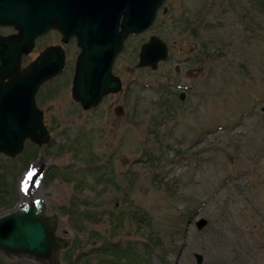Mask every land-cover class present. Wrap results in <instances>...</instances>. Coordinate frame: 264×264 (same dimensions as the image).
Instances as JSON below:
<instances>
[{"label": "rangeland", "instance_id": "obj_1", "mask_svg": "<svg viewBox=\"0 0 264 264\" xmlns=\"http://www.w3.org/2000/svg\"><path fill=\"white\" fill-rule=\"evenodd\" d=\"M147 33L168 56L136 66L146 37H129L122 86L87 109L70 96L67 45L35 95L48 141L0 153V213L26 190L43 198L69 238L59 264H264V0H163ZM41 163L30 187L22 173ZM0 264L39 263L0 251Z\"/></svg>", "mask_w": 264, "mask_h": 264}, {"label": "water", "instance_id": "obj_2", "mask_svg": "<svg viewBox=\"0 0 264 264\" xmlns=\"http://www.w3.org/2000/svg\"><path fill=\"white\" fill-rule=\"evenodd\" d=\"M162 1L92 0L73 9L78 20L83 21L78 25L107 27L93 31L99 34H116L117 19L121 15L119 37H75L79 51L70 96L82 109L95 106L103 95L120 89L119 77L111 72L113 57L122 48L127 33L140 32L151 25ZM23 3L25 0H0V23H12L18 29L14 37H0V153L7 156L19 153L25 139L36 144L48 141L49 130L42 109L35 102V93L43 81L61 70L64 59L62 47L50 44L20 67L21 54L30 51L35 38L30 34L24 37V11L34 13L36 10L23 8ZM53 10L57 12L56 8L44 6V13ZM50 26L54 23H46L45 18L40 32ZM67 38L61 37V40ZM166 57L165 42L152 36L141 43L137 65L155 68L157 62ZM260 109L264 114V103ZM113 111L123 113L120 104L115 105ZM42 171V163L30 166L26 171L29 181L36 183ZM27 194L29 199H20L12 209L0 213V251L9 257L25 255L39 264H59V252L68 245L69 238L55 233L57 215L47 211L45 200L33 197L29 191ZM205 222L204 217H198L195 225L199 228ZM195 258L200 261V254L195 253Z\"/></svg>", "mask_w": 264, "mask_h": 264}, {"label": "flooded vegetation", "instance_id": "obj_3", "mask_svg": "<svg viewBox=\"0 0 264 264\" xmlns=\"http://www.w3.org/2000/svg\"><path fill=\"white\" fill-rule=\"evenodd\" d=\"M90 1H92V0H90ZM90 1L89 0H35V1L34 0H25V3H23L22 7L26 8V9L27 8H34L36 10V12L29 13L27 10L24 11V13H25V22L23 23V30L25 32L24 37H26L27 34H30L35 38H34L33 46L30 49V51L27 53L21 54L20 67L21 68L24 67L30 61V59H28L29 54L35 47L36 39L41 38V37H57L56 40L47 41V42L43 43L42 46L36 50L35 55H37V53L41 49H43V47H45L46 45L59 44L62 47L63 54H64L63 66L58 73H56L55 75H53L47 79V80H50L51 78L59 75L65 69L66 59H67L68 50H69L68 44L72 43L75 46V51L73 52L74 55L71 58L72 59V74H71V78H70V86H71L72 76H73V72H74L75 59H76L77 53L79 51V47L76 44L75 37H119V34H117V33L121 30V26L119 24L120 20H121V15L117 19V24L115 27L116 34H104V33L99 34V33L93 32L96 30L98 31V29L106 30L107 27H98V26L92 27L90 24H88V26H86L85 24L78 25V23H81L83 21L78 20L77 14L76 13L74 14L73 9L76 6H79V5H82L85 3H89ZM44 6L52 8V9L56 8L57 12H54V10H53V12L50 11L48 13H44ZM60 9H62L63 11L61 12ZM32 18H33V20L30 21ZM45 18H46V23L52 22V23H54V26H50L49 28L42 29L40 32L39 27L40 26L42 27V25H44V19ZM152 23H151V25H152ZM151 25L148 28L142 30L141 32L147 31L151 27ZM38 30H39V32H36ZM17 32H18V29L14 26V24H12V23H0V37H5V36H13L14 37L15 35H17ZM141 32H136V33L130 32L124 36L125 38L123 39L122 48L114 55L112 63H111V72L114 75L119 77V75L116 72H114V64L116 62V59H117L119 53L123 49L124 42L126 39H128L129 37H146L145 40H147L149 37L157 36V34H155V33H147V34L141 35L140 34ZM18 37H22V36L18 35ZM61 37H68V38L66 41H62ZM145 40H143V41H145ZM142 42H140L139 46H138V51H137V55H136L137 59H138L139 48H140V45ZM165 44L167 47V56H168L169 46L166 42H165ZM24 57L26 58V62H24V64H22L21 62H22V59ZM188 59H191V57H181L178 60H179V62H182V61H187ZM136 66H138L137 62H136ZM129 69L132 70V67H130ZM174 69L176 71L178 70L177 65L174 66ZM119 79H120V77H119ZM47 80L43 81L42 83L46 82ZM120 83H121V79H120ZM41 84L39 85V87L41 86ZM39 87H38L35 95L37 94ZM109 93H114V92H109ZM109 93H107V94H109ZM107 94H105V95H107ZM105 95H103V96H105Z\"/></svg>", "mask_w": 264, "mask_h": 264}, {"label": "trees", "instance_id": "obj_4", "mask_svg": "<svg viewBox=\"0 0 264 264\" xmlns=\"http://www.w3.org/2000/svg\"><path fill=\"white\" fill-rule=\"evenodd\" d=\"M1 204V203H0ZM100 258V257H99ZM105 261L104 256H102L100 259H98L97 264H102Z\"/></svg>", "mask_w": 264, "mask_h": 264}, {"label": "bare ground", "instance_id": "obj_5", "mask_svg": "<svg viewBox=\"0 0 264 264\" xmlns=\"http://www.w3.org/2000/svg\"><path fill=\"white\" fill-rule=\"evenodd\" d=\"M22 199H24V198H22ZM171 263H173V264H182V263H177L174 259H171Z\"/></svg>", "mask_w": 264, "mask_h": 264}]
</instances>
